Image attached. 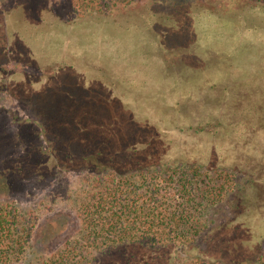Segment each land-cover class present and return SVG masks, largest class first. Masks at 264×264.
Returning a JSON list of instances; mask_svg holds the SVG:
<instances>
[{
  "label": "trees",
  "instance_id": "obj_1",
  "mask_svg": "<svg viewBox=\"0 0 264 264\" xmlns=\"http://www.w3.org/2000/svg\"><path fill=\"white\" fill-rule=\"evenodd\" d=\"M101 3H122L129 14L98 10L112 16L111 36L71 43L77 75L61 91L33 95V120L0 135V190L64 174L89 180L77 210L79 237L40 264H95L129 247L149 250V257L169 246L231 243L235 224L239 245L259 242L264 77L247 79L237 60L249 53L260 66L254 74L264 73V0ZM45 34L20 33L21 55L44 62L31 57L47 46L61 57ZM34 213L0 201V264L26 259L38 227ZM222 249V261L195 257L185 264H264V248ZM236 254L255 259H227Z\"/></svg>",
  "mask_w": 264,
  "mask_h": 264
},
{
  "label": "rangeland",
  "instance_id": "obj_2",
  "mask_svg": "<svg viewBox=\"0 0 264 264\" xmlns=\"http://www.w3.org/2000/svg\"><path fill=\"white\" fill-rule=\"evenodd\" d=\"M101 1L0 0V135L5 129L20 130L21 124L27 118L33 120L31 110L34 103L33 95L43 96L50 93V90L61 91L65 84L70 81L68 78L77 75L72 61V45H75L77 40L88 34L95 36V38L97 36L100 38L102 33L104 36L107 35L105 37L111 36L110 31L113 28H109L106 23L107 20L114 23L110 18L112 16L97 14L98 10H102L105 14L116 11L113 16L118 17L124 15L126 18L128 16L129 12L124 10V4L102 5ZM94 3L96 6H92ZM130 3L133 4L132 6H138L139 0H130ZM117 26L119 27V25ZM17 31L23 32L27 37L32 33L46 32L41 37L53 39L57 46L61 47L62 56L57 57L53 48L42 46L40 51L32 53L31 58H37L44 62L39 63L28 59L26 52L21 55L26 44L22 43L20 33ZM13 32H17L14 35L18 39L13 38L12 40V36L10 39L9 34L12 35ZM72 33H77V36L72 37ZM98 37L96 40L100 41ZM67 47H70V50L69 48L67 50ZM244 55V58L237 60L238 65L244 61L241 63L244 65V77L246 76L247 79L253 76L258 79L264 77L262 71L258 75L253 72L260 68V66L257 67L259 62L251 60L249 53L244 52ZM46 61H50V63ZM251 80L254 81L255 79ZM80 83L83 84V82ZM255 83L254 81L252 84ZM180 101L181 99L178 97L174 103L177 104ZM13 114L16 118L12 117ZM20 148L15 153L22 152L23 150ZM88 184L89 180L86 178L82 179L74 177L72 174H64L51 183L30 181L21 186L12 187L11 190H0V201L7 199L16 201L18 206L30 212L35 210L34 215L37 218L36 225L38 227L31 237V244L28 247L31 249H29L26 259L16 264H40L64 248H72V242L80 235L81 222L77 210L79 201L84 198L83 191L89 186ZM225 211L227 210H224V213L216 212L218 225H221L226 216L225 213H228ZM229 218L234 219V216L230 215ZM235 228L236 224L232 228V231L235 232L231 243L221 239L211 246L204 242H198L191 246H169L164 248L162 252H152L149 257L147 256L149 250L129 247L128 249H121L114 256H98L100 259L95 264H185L190 258L195 257L222 261V254H224L222 248H264V237L259 242L248 238L247 243L239 245L238 235L240 231H236ZM254 230L256 229L252 228V231ZM255 233L264 236V232L259 229ZM211 248L221 249L207 255ZM84 255L91 261V255L87 253ZM227 259L238 263L242 262L243 259L253 260L255 256L249 259V256L239 257L236 254Z\"/></svg>",
  "mask_w": 264,
  "mask_h": 264
}]
</instances>
